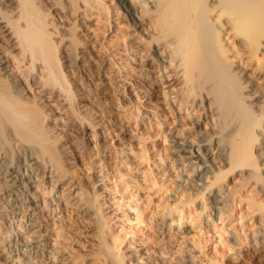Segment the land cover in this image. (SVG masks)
<instances>
[{
	"label": "rangeland",
	"instance_id": "obj_1",
	"mask_svg": "<svg viewBox=\"0 0 264 264\" xmlns=\"http://www.w3.org/2000/svg\"><path fill=\"white\" fill-rule=\"evenodd\" d=\"M24 1L17 0L15 9L9 10L7 1L0 0V47L19 75L20 90L28 94L27 105L40 125L39 135L47 137L48 152L57 156L59 173L66 176V184L72 181L74 191L71 204H66L62 196L67 192L55 182L58 172L47 173L54 175L51 181L46 175L39 176L47 206L41 213L45 241L39 251L30 246L28 222L1 209L0 264H33L34 250L39 252L34 264H117L121 258L112 251L114 237L122 242L121 253L126 257L122 264H134V256L140 255L150 258L144 262L156 264L168 260V250L186 247L191 264H264V212H255L249 205L252 196L256 203L262 202L257 192L253 194L258 196L252 194L254 178L247 183L248 175L239 178L241 171L236 170L224 179L225 190L212 185L214 179L209 178L201 187L205 189L195 191L197 197L193 191L185 193L181 184L176 161L180 152L172 139L198 150L200 137L193 123L198 122L209 137L217 120H205L208 103H202L201 97L191 96L189 106H182L185 84L182 79L173 80L171 71L177 61L171 56L172 49L150 43L154 33L146 15L149 5L136 6L135 0H129L144 20L143 27L135 29L119 0ZM26 5L32 7L26 9ZM80 15L87 18V28L78 21ZM28 16L39 27L34 30L39 39L46 37L44 45L35 47L41 53L36 61L30 52L23 54L17 34L30 22ZM39 24H45L42 30ZM234 41L231 36L229 45L236 46ZM152 50L166 52L163 66ZM257 65L253 63L251 73ZM258 82L264 83V73ZM217 152L212 149L211 160ZM217 166L229 168L228 164ZM189 170L187 166L184 174L194 178L202 169ZM218 192L225 204L216 212L210 203ZM186 196L196 200L183 208L180 205ZM52 209L55 217L50 214ZM165 231L173 235L168 237L174 240V249H166ZM152 235L158 237L154 251L148 243Z\"/></svg>",
	"mask_w": 264,
	"mask_h": 264
},
{
	"label": "bare ground",
	"instance_id": "obj_2",
	"mask_svg": "<svg viewBox=\"0 0 264 264\" xmlns=\"http://www.w3.org/2000/svg\"><path fill=\"white\" fill-rule=\"evenodd\" d=\"M6 1V8L8 7V9L11 8L14 10V4H17V0ZM135 1L136 6L138 3L149 5V8L145 6V8H148H146L148 10L146 11V15H148L152 21L153 25L151 28H153L152 31L154 33V35L151 34L153 40L150 41V43L155 46L165 45L167 48L172 49L171 56L174 58V61H177L176 69L171 71L173 80L176 82L182 79L185 84V90L182 95V106H189L188 104L192 100L190 99L191 96H195L196 99L197 97H201L202 103H208L206 104V110L204 109L203 112L205 120H208V123H211L209 121L211 117L217 120L216 131L214 130V134L209 137L203 133V130L199 129L200 124L198 122L193 123L197 125L196 129L200 137L198 150L189 148L176 139H172V142L169 139L170 142L173 143V147L177 148L180 152V155H176L177 159H175L180 171L178 177L182 182L181 184L185 185L183 186V188L185 187L186 189L185 193H188L187 191H193V196L196 195L197 197L198 191L205 189L201 187L207 185V180L209 178L214 179L212 185L219 184V186L223 188L225 186L224 182L226 181L224 179H227L230 173L239 170L241 171L240 176L238 175L239 178H243V176L246 178L248 175V178L244 180L248 181L247 183H251L249 179H255V183L253 182L252 184V194L257 192L260 195L259 200H262L261 203H256L255 197L252 196L251 200H249L251 203L248 204L250 207L252 206L255 212H264V83L258 82L259 75L264 73V0ZM24 2H22L24 4L22 5L24 7H22L23 9H25ZM130 2L129 0H119L120 4H118L124 9V13L128 19H130L135 29H140L143 27L144 20L136 15L135 5ZM28 3L30 4V2ZM75 4L76 3H73V5ZM29 7L26 5V9ZM74 8L76 7L74 6ZM74 11H76V9H74ZM28 15L30 16L31 13ZM29 16L28 18L31 19L30 22L27 23L25 29L20 31L21 33L17 34L20 37V44L24 48L23 54L30 52L31 57L33 56L34 61H36L35 58H38V54L40 53L39 48L41 45L45 44L46 37L39 39L34 31L38 26L36 25L35 27L34 21L31 22L33 16L32 18ZM83 16L84 15H80L78 21L85 27L87 18ZM40 21L44 22L42 20ZM39 25L41 26V24ZM43 25L45 26V24ZM42 26L40 30H42ZM228 30L229 32H227ZM40 32L43 34L42 31ZM230 35L236 39V41L233 42L236 46L232 45V43L229 45L228 40L231 37ZM239 40L240 43L237 42ZM241 43L243 45L239 47ZM36 46H39V48L36 49ZM81 47L83 48V46ZM1 48L2 47H0V211H3L1 210L3 208L13 211L28 222L31 233L30 236L32 238V240L30 238V246L38 250V248H42V242L45 241V239H43L44 227H42L41 223V213H43L42 208L44 209L46 206V200L43 197L42 177L39 178V176L50 178L51 181L54 175L49 177L47 173L49 171L51 174L58 172L56 173L58 177L56 181H54L59 183L58 187L62 186L61 190L63 192H67L65 195H63L62 192V198L66 204H71L74 184H72V181L66 184V176L59 173L60 168L57 156H55L53 152H48V146L45 145L47 137H41L39 135L40 125L34 117L33 110L27 105L29 100L27 97L28 94L25 95L23 93L24 91L20 90L19 75H17L16 69L12 68L10 61L6 57L5 51ZM92 49L93 48H91V51ZM152 52L154 57L157 58L158 63L163 66V64L166 63L164 61V57H167V54H165L166 52H162L161 54L157 50H152ZM163 54L166 56L162 57ZM255 62H258L257 68L254 73H251V67ZM94 64H96V62ZM56 83H58V81H56ZM99 85H101V83ZM104 94L107 93L104 92ZM170 100L171 99H169V101ZM199 102H201L200 99ZM212 126L215 128V123L212 124ZM206 141H209V144H205ZM213 148L218 149V155L211 160L210 152ZM46 151L48 153H46ZM181 160H183V162H180ZM216 164H228L229 168L224 170L225 168H219ZM187 166L190 169L189 171L192 172H198L200 168L202 170L201 172L199 171L198 175L194 178H190L187 174H184V170ZM251 170L254 175L251 173L249 174ZM247 183L245 184L247 185ZM260 183H263V185ZM54 187L52 188L53 190L55 189ZM207 187L208 186H206V189ZM220 190L221 189H219V191ZM222 190H225V187ZM184 191L185 190H183V192ZM220 197L218 192L211 198L210 204H212L216 212L221 211L223 209L221 205L225 204V199L221 200ZM195 200V197L186 196L185 201L182 202L180 206L184 208ZM90 207L89 205L87 208ZM250 207L248 206L249 210L251 209ZM50 211L51 216L55 217V209ZM1 219L3 220V215H0V220ZM182 220H184V217L180 219V221ZM162 221L167 223L165 218H163ZM164 234L166 235L164 240L167 239L165 243H168L166 249H170L172 248L171 244L174 240L171 239L170 236L168 237L170 234L169 231H165ZM157 238L152 235L148 241L150 245L149 249L152 251L156 248ZM108 240L110 241V239ZM233 242L235 243V241ZM182 243H184V241ZM121 245V239L114 237L111 245L112 251L115 253V256L117 253L121 260L124 261L126 257L121 253ZM187 249L186 247V250H176L177 252L168 250L166 253L168 260L162 262L156 261V264H191V260H188L189 254H187ZM37 250H34V257L31 258L33 264L36 257L39 256V250ZM190 250L188 252H190ZM160 251L163 250L161 249ZM23 256L21 257L23 258ZM134 257L136 258L132 261L134 264H150L149 261H143L150 258H146L142 255H140V257ZM61 260L65 263L64 259ZM121 260L117 264H122ZM36 261L39 260L36 259ZM112 262L115 263L114 261Z\"/></svg>",
	"mask_w": 264,
	"mask_h": 264
}]
</instances>
